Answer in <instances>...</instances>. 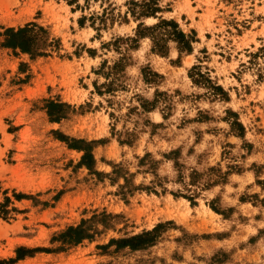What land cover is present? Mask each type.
<instances>
[{
  "label": "rangeland",
  "instance_id": "rangeland-1",
  "mask_svg": "<svg viewBox=\"0 0 264 264\" xmlns=\"http://www.w3.org/2000/svg\"><path fill=\"white\" fill-rule=\"evenodd\" d=\"M28 23L47 55L2 45ZM0 264H264V0H0Z\"/></svg>",
  "mask_w": 264,
  "mask_h": 264
},
{
  "label": "trees",
  "instance_id": "trees-1",
  "mask_svg": "<svg viewBox=\"0 0 264 264\" xmlns=\"http://www.w3.org/2000/svg\"><path fill=\"white\" fill-rule=\"evenodd\" d=\"M145 11L146 10H144L142 13H148V11L146 12ZM141 27L142 24L139 25V28ZM161 27H171L172 30L168 31V35L175 38L179 42V45L184 49H186L187 51L192 50L191 44L193 38H191L189 35L185 34L182 30H180L179 25L174 21L162 20L160 24L149 27L147 28V30L155 32L158 28ZM138 35H142L141 31H139ZM3 36H4V41L2 45L4 47L12 48L14 50H20L23 53L29 54L31 57L45 56L47 55V50L49 48L56 46L54 44V42L56 41L51 39L48 30L45 27L35 23H28L24 27H19V28H8L4 32ZM153 38L155 39L154 43L156 48L159 51H162L165 48V45L161 43L163 41V38L159 39V36L158 38H156V35L154 33H153ZM156 103L157 100H154L151 104L155 105ZM68 107L70 106L63 102L51 101L48 104L49 114L51 117L54 118L53 119L54 121H59L65 118L67 115V112L62 111V109ZM76 143L79 142H77L76 140L74 144H70V147L84 151L81 164L92 169L93 164L95 162L92 148L89 145L82 147ZM81 143L85 144L86 142L81 141ZM16 197L19 199L24 198V196L21 194L17 195ZM7 199L10 200L9 198ZM3 213L4 215L10 213V210L4 205H3ZM91 222L92 219L89 221L84 220L78 226H70L67 230H65L57 238H55V240L61 244L59 249H64V247H66L67 245H77L83 242L85 239H92L95 230L94 228H92V225H90ZM157 232H158V227H156L152 231H147L144 232L143 234H139L128 239H123L119 241L111 240V244L118 243V245L120 246L123 247L128 246L135 250L140 248H145L147 246L154 245L158 237ZM46 251H51V250L48 249ZM22 257L23 254H20L19 251V258Z\"/></svg>",
  "mask_w": 264,
  "mask_h": 264
}]
</instances>
